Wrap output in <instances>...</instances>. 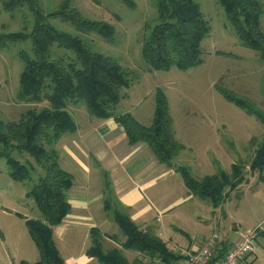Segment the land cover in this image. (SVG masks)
<instances>
[{"label":"trees","instance_id":"obj_1","mask_svg":"<svg viewBox=\"0 0 264 264\" xmlns=\"http://www.w3.org/2000/svg\"><path fill=\"white\" fill-rule=\"evenodd\" d=\"M130 9L133 0H118ZM223 9L237 41L257 53L264 68V30L261 25L263 5L260 0H217ZM2 10L14 12L26 8L33 24L30 29L0 34V48L12 44L29 43L30 52L19 51L23 64L19 77L17 100L24 103H42L40 110L28 111L17 123L0 121V159L7 167L11 180L30 183L26 197L31 199L42 220L25 219V226L39 253L35 263L21 261L19 264H65L55 248L52 227L60 225L70 211L65 193L72 186V176L58 164L54 145L66 133H73L76 124L67 111L68 102H82L88 114L97 119L113 118L120 125L130 146L144 143L160 164L171 168L173 160L184 149L176 142L169 114V104L164 92L156 89L155 108L151 124L145 127L129 113L115 115L114 109L122 98V90L130 83L125 70L112 58L92 51L79 36L56 30L50 20L59 19L70 24L80 34H95L112 42L114 30L101 21L85 18L70 0H63L58 8L45 14L38 0H0ZM156 22L143 38L140 55L151 72H168L171 69L188 71L201 64V42L210 32L199 4L195 0H154ZM54 50H63L72 55L54 58ZM228 102L254 117L264 125V111L258 109L248 98L215 87ZM13 152L27 153L40 168L24 165L13 157ZM251 173H257L264 181V137L248 165ZM185 188L195 198L207 200L213 209L222 206L227 193L246 182V167L233 163L229 172L221 169L216 174L195 179L188 167L176 166ZM108 184L106 185L107 191ZM104 209L118 226L125 241L121 249L103 250V235L97 229L90 230L91 246L87 254L99 264H142L139 260L130 263L123 251H133L149 259H158L161 264H172L179 257L151 231H143L131 221L112 200L105 199ZM264 239V233L257 231ZM123 250V251H122Z\"/></svg>","mask_w":264,"mask_h":264},{"label":"rangeland","instance_id":"obj_2","mask_svg":"<svg viewBox=\"0 0 264 264\" xmlns=\"http://www.w3.org/2000/svg\"><path fill=\"white\" fill-rule=\"evenodd\" d=\"M62 1L38 0V5L47 14L55 11ZM195 1L209 23L210 32L201 42V64L185 72L174 68L168 72H151L141 59L143 38L156 22L154 0H133V9L118 0H70L72 6L85 18L110 25L114 30L112 42H107L95 34H80L70 24L59 19L49 22L58 31L79 36L92 51L114 59L125 70L130 86L128 90H122L124 99L115 107V114L131 113L139 123L149 126L154 115L155 91L161 89L164 92L169 104L174 137L180 143L185 141V145L193 146V150L184 149L185 151L180 152L177 165L188 167L195 179H201L217 173V166L210 165L214 161L220 162L227 172L230 164L241 163L246 167V180L251 182L255 178V183L253 181L248 184H256L260 180L256 173L248 170V165L264 137V125L228 103L215 87L219 86L248 98L258 109L264 111V68L259 55L237 41L217 0ZM260 1L263 5L261 25L264 30V0ZM32 24V16L26 8L9 13L2 10L0 3V34L30 31ZM21 50L30 52V44L18 43L0 48V121L3 123H17L28 111L47 106L45 101L30 104L17 100L19 77L23 69L19 56ZM53 57L64 58L68 62L72 55L63 50H54ZM67 111L73 115L82 130H89L91 122H99L87 113L82 102H68ZM83 111L85 117L81 118ZM12 155L18 162L33 166V177L41 173L27 153L13 152ZM192 161H198L200 167ZM259 186L248 187L243 193H237V190H234L236 194L233 191L227 193L223 203L229 204L225 207L227 215L223 207L214 211L207 200L195 199L194 213L201 215L205 212L206 217L204 230L191 239L192 243L203 245L206 238L214 232L224 240L233 241V224L240 225L243 232L253 229L262 219L264 205L259 195ZM29 187L28 182L18 183L11 180L4 160L0 159V236L3 234L6 238L5 249L0 243V256H6V250L14 254L15 242L20 244L19 250L25 252L27 243L21 245L16 239V232L23 231L26 242L27 238L32 240L29 239L30 236L27 237L23 223L13 214L19 212L27 217L33 216L34 213L30 214L28 207L33 206L35 209L34 203L26 197ZM233 202L237 207L233 208ZM189 204L180 208L182 215ZM190 215L192 212H186L187 217L184 215L181 224H178L188 233L197 229ZM118 234L122 236L119 231ZM120 240L117 239L118 243ZM256 240V254L249 259L248 264H264V243H259L258 236ZM173 249L176 252L185 247L174 245ZM129 253L131 251H127V254L132 261ZM19 261L16 260L15 264H19ZM0 264L6 262L1 261ZM142 264L161 263L145 261Z\"/></svg>","mask_w":264,"mask_h":264},{"label":"crops","instance_id":"obj_3","mask_svg":"<svg viewBox=\"0 0 264 264\" xmlns=\"http://www.w3.org/2000/svg\"><path fill=\"white\" fill-rule=\"evenodd\" d=\"M122 99H124V95H122ZM129 114L132 116L131 113ZM71 116L73 118V115ZM80 117H85L84 111ZM98 120L99 122H91L89 130H82L74 120L76 124L75 132L64 134L53 147L58 154L60 168L70 174L73 179L71 188L65 193L70 211L60 225L52 227L53 242L64 263L99 264L95 258L87 254L91 246L90 230L92 229L99 230L103 235L102 247L104 251L114 248L121 249L125 238L118 234V231L120 232L118 226L112 221L110 214L105 211V199L112 200L115 205H118L139 229L153 232L167 245L170 251L174 252V245L185 248L197 245L193 244L191 239L198 234L200 235L201 230H204L203 225L205 224L203 223L205 222L206 213L204 212L201 215L194 213V201L197 198L188 192L180 175L175 171V166H181L176 164L181 154H178L172 162V167L169 168L157 161L146 144L137 143L130 146L123 128L113 118ZM137 122L139 123V121ZM175 140L185 150H193L192 145L184 144L185 141L180 143L176 138ZM192 162L198 163V161ZM213 164L217 166L216 170L221 169L227 172L222 168L220 162L214 161L210 165ZM231 165L228 167L229 170ZM197 167H200L199 163ZM262 178L264 179V170ZM254 180L255 178L251 179V182L246 180L236 189L239 191L237 193L246 192L248 187L259 184V195L262 204H264V181L259 179L260 182L256 184H248L253 183ZM107 184L109 191L106 189ZM234 193L235 191H233ZM188 203H190L189 207L183 210L182 215L179 212L182 211L180 208ZM228 205L223 204L218 209H213L210 206L214 211H219L223 207L226 213L225 207H228ZM202 206L205 211V205ZM235 207L237 205L233 202V208ZM28 208L30 214L34 213L31 217L12 211L25 228V220L19 218L17 214L25 219L42 220L36 208L37 212H35L33 206ZM186 212L189 214L192 212L190 218L197 227L191 233L186 232L178 225L181 224L184 215V217H187ZM261 216L262 219L256 226L253 229H247L246 232L240 230V225L233 224V228L236 229L232 231L229 228L235 235L233 241L224 240L220 237L221 240L236 243L240 241L244 234L253 230L264 233V205ZM16 233V239L20 241L21 245L27 243V249L24 252L20 247V251L18 247L20 244L15 242L14 254L6 250V256H0V262L4 261L6 264H15L16 260L29 263L37 262L39 253L33 241L27 238L26 242V234L23 231ZM27 237H29L28 231ZM119 238L121 240L118 243L117 239ZM5 239L1 234L0 243L4 249ZM261 242L264 243V239L259 237V243ZM123 255L130 263L134 260H139L142 263L156 261L155 258L149 259L133 251L129 253L133 258L132 261L129 260L127 251L124 250Z\"/></svg>","mask_w":264,"mask_h":264},{"label":"built area","instance_id":"obj_4","mask_svg":"<svg viewBox=\"0 0 264 264\" xmlns=\"http://www.w3.org/2000/svg\"><path fill=\"white\" fill-rule=\"evenodd\" d=\"M256 236L257 230H253L244 234L239 242L231 243L223 242L218 234L213 233L203 245L174 252L179 260L172 264H247L256 254Z\"/></svg>","mask_w":264,"mask_h":264}]
</instances>
